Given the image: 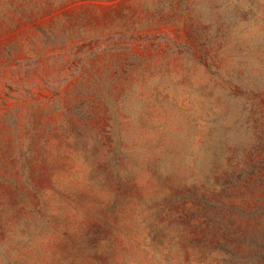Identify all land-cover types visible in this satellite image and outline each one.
Returning a JSON list of instances; mask_svg holds the SVG:
<instances>
[{"label": "rangeland", "instance_id": "374dc122", "mask_svg": "<svg viewBox=\"0 0 264 264\" xmlns=\"http://www.w3.org/2000/svg\"><path fill=\"white\" fill-rule=\"evenodd\" d=\"M254 11L264 25V0H0V252L10 259L2 264L23 250L32 264H70L64 229L86 237L93 262L158 264L149 210L104 226L79 206L106 197L93 168L105 167L117 130L160 136L180 155L166 164L159 151L143 156L130 169L137 196L162 180L176 191L201 186L214 157L199 142L224 132L212 128L224 99L179 47L203 51L217 25H251L242 17ZM257 157L245 149V160ZM239 175L221 197L223 228L190 230L194 204L175 208L167 234L180 236L178 261H199L222 243L204 264H264V169ZM39 209L64 226L32 229Z\"/></svg>", "mask_w": 264, "mask_h": 264}, {"label": "trees", "instance_id": "16d2710c", "mask_svg": "<svg viewBox=\"0 0 264 264\" xmlns=\"http://www.w3.org/2000/svg\"><path fill=\"white\" fill-rule=\"evenodd\" d=\"M242 19L251 20V25H230L222 20V24L214 28L213 37L205 43L203 51L179 47L186 60L196 61L208 71L210 89L221 88L224 99L222 122L212 125V128L224 127V132L199 142L198 149L212 151L214 157L212 168L203 178L202 185L191 184L185 191H176L170 181L162 180L149 197L137 196L130 169H139L141 158L148 152L159 151L166 164L176 160L180 150L164 137L136 139L122 136L121 131L117 130L114 147L105 167L93 168L96 175L92 176L100 178L105 199L95 200L93 205L86 207L79 205L92 221L104 226H117L118 221L135 208L136 216L143 220L144 211L149 210L153 218L149 223V234L150 242L155 246L152 253L155 263L204 264L213 252L221 255L224 252L222 243L208 249L199 261H178L177 253L173 250L180 236L167 234L172 214L180 203L191 201L194 209L190 221L198 222L189 227L190 230L200 225L223 228L225 204L221 197L225 190L238 181L239 174L253 173L259 167L264 169V25H261L259 12L256 11L243 15ZM247 147L257 152V159L245 160ZM134 202L136 206L133 207ZM34 215L36 221L32 229L51 228L50 224L60 226L62 222L63 226L65 224L64 220H58L45 209L35 211ZM63 231L65 259H69L70 264H107L88 258L83 234L77 238L75 233ZM26 236L29 237L28 234ZM26 240L24 245L28 244L29 240ZM0 256V264L10 260L3 252H0ZM30 258L23 250L17 252L12 261L13 264H32Z\"/></svg>", "mask_w": 264, "mask_h": 264}]
</instances>
